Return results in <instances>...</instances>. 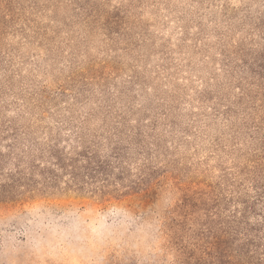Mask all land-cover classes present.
<instances>
[{"label": "rangeland", "instance_id": "1", "mask_svg": "<svg viewBox=\"0 0 264 264\" xmlns=\"http://www.w3.org/2000/svg\"><path fill=\"white\" fill-rule=\"evenodd\" d=\"M262 77L264 0H0V129L20 149L74 131L119 144L132 175L156 172V219L177 186L223 194L263 152ZM98 201L49 194L0 213V264L163 253L132 203Z\"/></svg>", "mask_w": 264, "mask_h": 264}, {"label": "trees", "instance_id": "2", "mask_svg": "<svg viewBox=\"0 0 264 264\" xmlns=\"http://www.w3.org/2000/svg\"><path fill=\"white\" fill-rule=\"evenodd\" d=\"M11 132L0 129V213L19 212L49 194H88L101 204L132 203L139 224L157 226L153 235L164 242L163 253L146 262L134 255L124 264H264V149L239 168L223 194L177 186V200L156 219L150 209L158 200L156 172L132 175L129 154L119 144L84 146L74 131L65 141L20 149ZM70 141L77 146L68 151Z\"/></svg>", "mask_w": 264, "mask_h": 264}]
</instances>
